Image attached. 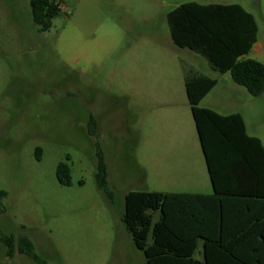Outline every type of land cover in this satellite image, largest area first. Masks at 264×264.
Wrapping results in <instances>:
<instances>
[{"label": "rangeland", "instance_id": "374dc122", "mask_svg": "<svg viewBox=\"0 0 264 264\" xmlns=\"http://www.w3.org/2000/svg\"><path fill=\"white\" fill-rule=\"evenodd\" d=\"M55 1L61 11L41 32L30 0H0V264H37L8 256L10 236L29 239L44 264H146L122 220L126 195L212 193L186 75L216 79L199 107L243 114L263 144L264 94L173 43L167 14L209 1ZM221 3L254 15L245 58L264 64V0ZM99 151L111 196L98 184ZM60 163L71 185L58 181Z\"/></svg>", "mask_w": 264, "mask_h": 264}, {"label": "trees", "instance_id": "16d2710c", "mask_svg": "<svg viewBox=\"0 0 264 264\" xmlns=\"http://www.w3.org/2000/svg\"><path fill=\"white\" fill-rule=\"evenodd\" d=\"M205 1L209 3L181 4L167 14L173 43L205 58L214 71L230 72L236 84L260 97L264 64L245 58L258 41L254 15L239 4L221 3L230 0ZM30 5L34 23L41 32H48L60 5L55 0H30ZM217 83L198 73L185 78L213 194L132 191L125 197L122 220L146 264H222L231 259L236 261L233 264H253L239 252L252 243L246 235H264V146L247 134L240 114L223 116L199 107ZM70 173L67 163L58 165L57 179L62 185H71ZM108 175L99 151L98 184L111 196ZM2 240L9 257L19 252L44 264L26 237L18 244L13 236ZM200 242L202 261L195 257ZM259 243L264 245V239ZM257 263L263 264L260 259Z\"/></svg>", "mask_w": 264, "mask_h": 264}, {"label": "crops", "instance_id": "0c3cea01", "mask_svg": "<svg viewBox=\"0 0 264 264\" xmlns=\"http://www.w3.org/2000/svg\"><path fill=\"white\" fill-rule=\"evenodd\" d=\"M255 45H256V44H255ZM255 45H254V46H255ZM253 48H254V47H253ZM258 49L260 50V49H262V47L259 46ZM252 50H253V49H252ZM232 114H240V115L242 116L244 122H245L247 134H248L249 136H252V137H257V138H259V139L261 140L260 137H258V136H254V135H251V134L249 133V131H248V126H247V122H246V118L243 116V114H241V113H232ZM232 114H226V115L221 114V115H223V116H228V115H232ZM195 126H196V125H195ZM197 134H198V133H197ZM198 138H199V137H198ZM186 141H187V140H184V141H183V146L181 147V150H180V153H181L182 156H184L185 153H188L187 150H186V147H187V146L184 145V143H185ZM199 142H200V141H199ZM261 142H262V140H261ZM262 145L264 146L263 142H262ZM200 147H201V145H200ZM201 150H202V148H201ZM202 153H203V152H202ZM203 156H204V154H203ZM204 160H205V158H204ZM205 166H206V161H205ZM206 168H207V166H206ZM207 171H208V170H207ZM208 175H209V174H208ZM209 179H210V177H209ZM210 182H211V181H210ZM211 186H212V184H211ZM176 193H188V194L211 195V194H213V187H212V193H211V194H209V193H205V192H176ZM246 236L248 237V240L251 241L252 243L249 244V245L247 246V248L243 250L244 252L242 251V252H239V253H240L241 255H245V256L247 257V260H248L249 262H252L253 264H258L257 261H259V259H260V261H262L263 264H264V245H261V244L259 243V242L262 241V239H264V235H246ZM238 237H240V236L238 235ZM202 250H203V242H200V244H199V251H198V253H196V255H195V257H196L198 260H200V261L203 260ZM222 254H224V252H222ZM225 254L227 255V253H225ZM233 262L235 263L236 261L233 260V259H231L230 261H228V260L223 261L222 264H229V263H230V264H233Z\"/></svg>", "mask_w": 264, "mask_h": 264}, {"label": "flooded vegetation", "instance_id": "af4514ba", "mask_svg": "<svg viewBox=\"0 0 264 264\" xmlns=\"http://www.w3.org/2000/svg\"><path fill=\"white\" fill-rule=\"evenodd\" d=\"M91 121V120H90Z\"/></svg>", "mask_w": 264, "mask_h": 264}]
</instances>
